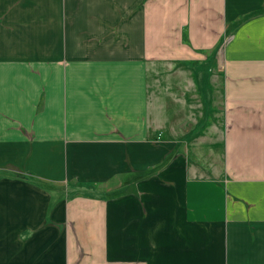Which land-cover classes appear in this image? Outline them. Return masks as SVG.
Wrapping results in <instances>:
<instances>
[{"label":"crops","instance_id":"obj_1","mask_svg":"<svg viewBox=\"0 0 264 264\" xmlns=\"http://www.w3.org/2000/svg\"><path fill=\"white\" fill-rule=\"evenodd\" d=\"M0 264H264V0H0Z\"/></svg>","mask_w":264,"mask_h":264}]
</instances>
